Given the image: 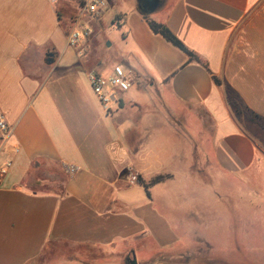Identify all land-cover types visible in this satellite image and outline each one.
<instances>
[{
	"label": "crops",
	"instance_id": "1",
	"mask_svg": "<svg viewBox=\"0 0 264 264\" xmlns=\"http://www.w3.org/2000/svg\"><path fill=\"white\" fill-rule=\"evenodd\" d=\"M65 1L0 0V264H264V0H105L116 63L67 46ZM114 64L106 114L86 74Z\"/></svg>",
	"mask_w": 264,
	"mask_h": 264
},
{
	"label": "built area",
	"instance_id": "2",
	"mask_svg": "<svg viewBox=\"0 0 264 264\" xmlns=\"http://www.w3.org/2000/svg\"><path fill=\"white\" fill-rule=\"evenodd\" d=\"M104 5L105 0H84L75 20L72 21L66 36V43L67 46L76 49L78 56L87 54L86 39L94 33L92 28L80 26V21L83 18L93 20L95 15L98 14L99 9L103 8ZM115 26L118 27V24H115ZM86 77L94 96L106 114H111L118 107L120 94L129 90L133 80L131 71L121 64L112 65L107 74L98 71H89ZM0 133L3 137L9 136L11 133V129L2 115H0ZM5 167H9V163L5 164ZM75 171L76 168L74 166H68L66 167L65 173L71 175ZM4 173L5 170L1 169L0 174ZM135 180L134 177L129 178V181L132 183Z\"/></svg>",
	"mask_w": 264,
	"mask_h": 264
},
{
	"label": "rangeland",
	"instance_id": "3",
	"mask_svg": "<svg viewBox=\"0 0 264 264\" xmlns=\"http://www.w3.org/2000/svg\"><path fill=\"white\" fill-rule=\"evenodd\" d=\"M65 1V0H63ZM127 4V3H125ZM65 5L67 6V15H68V20L71 21L72 18L74 17L76 10H75V4H71L65 1ZM117 9L113 8L111 10H108L107 13H105L99 23L97 24H90V22L87 19H82L80 21V26L82 27H90L93 30V34L95 35L96 41H98L102 46L105 51L104 56H108V59L111 63H116V58L120 56L118 53L119 51V46L117 44L118 39L120 40L121 38V30L118 29L116 26L113 25L115 21V16L114 14L117 13ZM71 23V22H70ZM71 26V25H68ZM110 45V46H109ZM191 127H196L195 122H190ZM134 177L136 180L134 181L137 182V175L131 171L129 173V178ZM159 177L163 178L161 181L165 180L166 178L170 177L168 174H163L160 175ZM205 180L204 183L207 184L211 177L209 178L208 175H204ZM212 183V182H211ZM209 184V183H208ZM151 186V185H150Z\"/></svg>",
	"mask_w": 264,
	"mask_h": 264
},
{
	"label": "trees",
	"instance_id": "4",
	"mask_svg": "<svg viewBox=\"0 0 264 264\" xmlns=\"http://www.w3.org/2000/svg\"><path fill=\"white\" fill-rule=\"evenodd\" d=\"M84 3V0H79L77 3H76V7H75V10H76V13L74 15V17L72 18V20L74 21L77 14H78V10L79 8L83 5ZM141 11V10H140ZM141 14L145 15L146 14L144 12H141ZM72 24V22L70 23ZM150 26H151V29L154 33H157V34H160L161 36H163L167 41H169L170 43H172L173 45L177 46L179 49H181L182 51H184L190 58H193V54L188 51L171 33L170 31L163 25H160V24H156V23H153V22H150L149 23ZM218 83V81H217ZM236 107V106H235ZM251 120L252 121H256V122H259L261 123V125L264 126V121L261 120V118H259L257 115H254L252 114L251 115ZM163 178L161 177H155L153 180H151V182L149 184H144V187L145 188H148L150 185L152 184H155V183H158V182H161Z\"/></svg>",
	"mask_w": 264,
	"mask_h": 264
},
{
	"label": "water",
	"instance_id": "5",
	"mask_svg": "<svg viewBox=\"0 0 264 264\" xmlns=\"http://www.w3.org/2000/svg\"><path fill=\"white\" fill-rule=\"evenodd\" d=\"M137 3H138L139 10H141V12H144V13L153 12L161 4L159 0H137ZM143 8H146L147 10H143ZM130 264H134V261L130 260Z\"/></svg>",
	"mask_w": 264,
	"mask_h": 264
},
{
	"label": "flooded vegetation",
	"instance_id": "6",
	"mask_svg": "<svg viewBox=\"0 0 264 264\" xmlns=\"http://www.w3.org/2000/svg\"><path fill=\"white\" fill-rule=\"evenodd\" d=\"M161 2V0H159ZM143 10H147L146 8H143ZM127 264H130V260L127 261Z\"/></svg>",
	"mask_w": 264,
	"mask_h": 264
}]
</instances>
